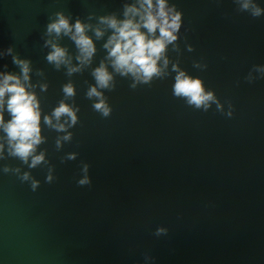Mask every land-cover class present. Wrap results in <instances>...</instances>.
Segmentation results:
<instances>
[{"label":"water","instance_id":"95a60500","mask_svg":"<svg viewBox=\"0 0 264 264\" xmlns=\"http://www.w3.org/2000/svg\"><path fill=\"white\" fill-rule=\"evenodd\" d=\"M0 264H264V0H0Z\"/></svg>","mask_w":264,"mask_h":264}]
</instances>
